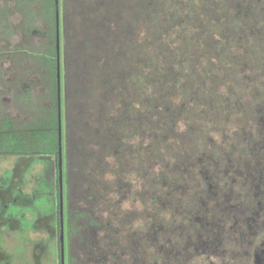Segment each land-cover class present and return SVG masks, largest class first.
I'll list each match as a JSON object with an SVG mask.
<instances>
[{"label": "rangeland", "instance_id": "rangeland-1", "mask_svg": "<svg viewBox=\"0 0 264 264\" xmlns=\"http://www.w3.org/2000/svg\"><path fill=\"white\" fill-rule=\"evenodd\" d=\"M38 8L0 0V122L17 128L50 102L33 55L46 43ZM183 25L185 38L174 34L187 92L172 95L174 122L155 113L130 138L134 152L90 186L96 198L82 203L103 226L85 264H264V10L237 36L197 38ZM55 193L54 157L0 153V264H59Z\"/></svg>", "mask_w": 264, "mask_h": 264}, {"label": "trees", "instance_id": "trees-1", "mask_svg": "<svg viewBox=\"0 0 264 264\" xmlns=\"http://www.w3.org/2000/svg\"><path fill=\"white\" fill-rule=\"evenodd\" d=\"M28 2L38 5L37 12L31 11L45 22V48L33 55L45 68L50 102L41 104L21 128L12 118L2 117L0 153L54 157L59 236L55 1ZM263 10L258 0L59 1L67 264H85L81 252L89 248L92 231L103 226L92 206L82 203L96 198L90 186L113 173L115 161L134 152L130 138L155 126V113L174 122L172 95L187 92L177 66L182 47L174 33L185 38L181 29L186 23L198 26L197 38L209 28L221 36L228 37L227 31L237 36V31L260 22ZM29 27L36 29L31 23Z\"/></svg>", "mask_w": 264, "mask_h": 264}, {"label": "water", "instance_id": "water-1", "mask_svg": "<svg viewBox=\"0 0 264 264\" xmlns=\"http://www.w3.org/2000/svg\"><path fill=\"white\" fill-rule=\"evenodd\" d=\"M55 1L56 18V80H57V118L58 152L57 168L59 183V264H65L63 185H62V124H61V85H60V38H59V0Z\"/></svg>", "mask_w": 264, "mask_h": 264}, {"label": "flooded vegetation", "instance_id": "flooded-vegetation-1", "mask_svg": "<svg viewBox=\"0 0 264 264\" xmlns=\"http://www.w3.org/2000/svg\"><path fill=\"white\" fill-rule=\"evenodd\" d=\"M59 237V236H58Z\"/></svg>", "mask_w": 264, "mask_h": 264}]
</instances>
